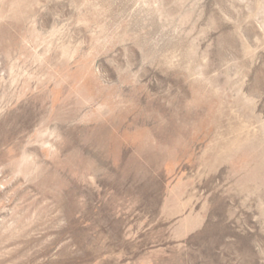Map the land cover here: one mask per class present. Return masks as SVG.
I'll list each match as a JSON object with an SVG mask.
<instances>
[{
  "label": "rangeland",
  "instance_id": "1",
  "mask_svg": "<svg viewBox=\"0 0 264 264\" xmlns=\"http://www.w3.org/2000/svg\"><path fill=\"white\" fill-rule=\"evenodd\" d=\"M0 264H264V0H0Z\"/></svg>",
  "mask_w": 264,
  "mask_h": 264
}]
</instances>
